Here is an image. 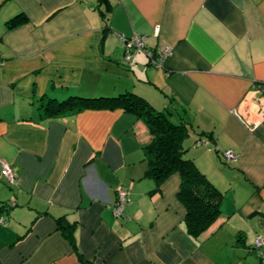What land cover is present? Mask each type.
I'll use <instances>...</instances> for the list:
<instances>
[{"label":"crops","instance_id":"crops-1","mask_svg":"<svg viewBox=\"0 0 264 264\" xmlns=\"http://www.w3.org/2000/svg\"><path fill=\"white\" fill-rule=\"evenodd\" d=\"M19 15L25 23L9 28ZM136 36L146 49L127 65L124 41ZM167 46L160 69L149 55ZM126 92L185 126L186 156L222 193L221 215L199 237L187 231L181 176L158 189L145 176L143 118L122 107L43 110ZM257 109L264 0H0V264H260L264 122L249 129L233 113ZM119 190L131 202L116 217Z\"/></svg>","mask_w":264,"mask_h":264},{"label":"trees","instance_id":"trees-1","mask_svg":"<svg viewBox=\"0 0 264 264\" xmlns=\"http://www.w3.org/2000/svg\"><path fill=\"white\" fill-rule=\"evenodd\" d=\"M25 21L26 18L19 15L8 21V27H19ZM119 107L143 118L152 134V140L144 147L143 152L147 163L145 176L155 182L156 189L172 174L181 176L178 197L186 208L187 231L191 236L199 237L221 215L220 202L223 195L193 160L186 156L187 148L184 143L188 134L184 125L172 123L165 113L153 108L144 98L128 92L100 99L71 97L62 102L50 100L43 110L51 115H60L68 111L76 114L83 110ZM60 228L68 239H73V226L62 223Z\"/></svg>","mask_w":264,"mask_h":264},{"label":"built area","instance_id":"built-area-1","mask_svg":"<svg viewBox=\"0 0 264 264\" xmlns=\"http://www.w3.org/2000/svg\"><path fill=\"white\" fill-rule=\"evenodd\" d=\"M159 32H160V28L156 27L155 35H158ZM124 42H125L124 59L126 64L129 65L131 64V59L136 51L138 50L142 51L146 49V39L143 37L136 36L133 39L125 40ZM171 54H172V48L167 46L160 52H157V55H153V53H151L149 56L151 57L154 65H156L160 69L161 68L163 69L165 61L171 56ZM153 57L155 59H153ZM233 113L249 129H253L259 124L264 122V110L262 109L261 110L257 109L256 112H253V110H248L246 114L245 113L242 114L238 111H234ZM223 157L227 162H234L237 159V154L233 150H228L224 153ZM1 164H2V174L4 178L7 180L8 184L10 186L16 185L18 176L13 171L11 165L4 161ZM130 202L131 201L128 197L127 192L124 190H119L117 202L114 207V213L116 217H121L124 214L125 208L128 206V204H130ZM5 223H6V218L3 215H1L0 225H5ZM263 245H264V238L262 235H259L255 241V248L261 259L260 264H264V254L261 251Z\"/></svg>","mask_w":264,"mask_h":264},{"label":"water","instance_id":"water-1","mask_svg":"<svg viewBox=\"0 0 264 264\" xmlns=\"http://www.w3.org/2000/svg\"><path fill=\"white\" fill-rule=\"evenodd\" d=\"M257 227L263 232V238H264V219H258L256 221Z\"/></svg>","mask_w":264,"mask_h":264}]
</instances>
